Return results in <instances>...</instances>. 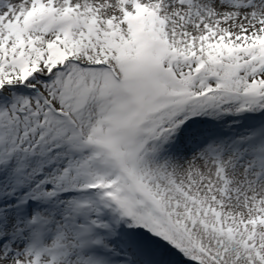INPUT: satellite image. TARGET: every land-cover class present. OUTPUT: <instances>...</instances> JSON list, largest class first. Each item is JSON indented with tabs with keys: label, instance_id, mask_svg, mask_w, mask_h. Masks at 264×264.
I'll use <instances>...</instances> for the list:
<instances>
[{
	"label": "snow or ice",
	"instance_id": "1",
	"mask_svg": "<svg viewBox=\"0 0 264 264\" xmlns=\"http://www.w3.org/2000/svg\"><path fill=\"white\" fill-rule=\"evenodd\" d=\"M0 264H264V0H0Z\"/></svg>",
	"mask_w": 264,
	"mask_h": 264
}]
</instances>
